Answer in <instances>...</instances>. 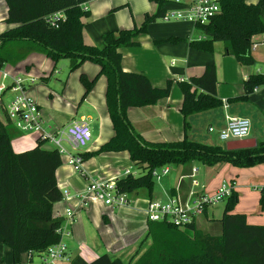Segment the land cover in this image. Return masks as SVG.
I'll return each mask as SVG.
<instances>
[{
    "label": "crops",
    "instance_id": "0c3cea01",
    "mask_svg": "<svg viewBox=\"0 0 264 264\" xmlns=\"http://www.w3.org/2000/svg\"><path fill=\"white\" fill-rule=\"evenodd\" d=\"M258 1L246 0L250 4ZM82 6L89 10V15L83 18L84 42L99 48L105 45V33L140 26L146 13L154 14L158 9V4L151 0H89ZM163 7L167 13L179 12L185 8L174 0H169ZM57 11L64 9L46 16ZM7 17V2L0 0V34L16 26L8 23ZM170 37L182 40L168 41ZM205 38L190 20L162 18L151 23L147 32L138 36L137 45L122 48L121 65L125 71L142 72L152 85L158 87L165 86L169 80L173 81L167 98L156 104L127 109L134 129L144 139L151 142H175L184 139V116L181 112L183 93L179 81L200 76L210 64L216 67L217 94L223 100V105L192 114L189 117L188 138L198 142L217 143V137L210 134L218 135L217 132L226 127L227 117L249 118L251 134L248 138H254L258 142L264 137V85L258 87L248 100L228 101L245 93L244 80L254 72L250 66L240 64L235 56L225 54L221 41L214 43L211 52L194 49L189 44L192 40ZM253 40L260 43L252 48L255 64L264 63V34L254 36ZM11 48L18 47L11 45ZM62 61L65 63H61ZM68 62V58L55 62L42 52L32 51L21 61L8 62L0 67V84L3 81V72L11 75L5 80L8 85L13 77L24 79L26 94L41 109L45 132L55 134L58 129L79 121L88 122L92 130V140L88 146L79 150L63 141L66 153L61 154L62 164L56 171L57 184L63 197L53 205V217L63 219L62 227L65 232L62 239L68 245L72 260L80 257L89 263L100 255L108 254L112 259L120 258L126 264H134L152 243L147 220V207L151 200L166 201L171 196H179L182 201H187L193 192L215 193L224 182L235 183L239 200L233 212L245 214L250 224L264 225V211L260 202L264 193V163L252 167H237L230 163L208 166L199 161L169 165L170 170L166 175L173 170L172 179L165 184L160 182L159 191L156 190L155 183L151 195L146 188H141L129 193V205L111 207L97 201L90 202L85 208L80 207L79 195L86 190L92 179H119L125 176L127 170L131 171L130 174L137 175L133 170L136 164L127 150L106 151L90 156L82 162L83 172L69 163L70 155L99 150L114 136L115 131L106 103L108 80L105 75L98 76L100 65L85 61L77 69L70 71ZM259 71L260 69L256 73H261ZM83 74L89 79L98 76L85 97V87L81 80ZM53 82L54 86L51 85ZM7 91L9 89L2 93L0 101V120L4 123H7ZM38 138L35 133L23 134L13 129V149L17 153L33 149ZM43 148L51 150L56 146L46 140ZM225 204L220 206L217 203L208 207L195 219L196 229L211 235L221 234ZM69 208L75 211L71 223L66 217ZM35 256L24 253L20 263L34 264ZM0 264H15L11 248L1 237Z\"/></svg>",
    "mask_w": 264,
    "mask_h": 264
},
{
    "label": "trees",
    "instance_id": "16d2710c",
    "mask_svg": "<svg viewBox=\"0 0 264 264\" xmlns=\"http://www.w3.org/2000/svg\"><path fill=\"white\" fill-rule=\"evenodd\" d=\"M87 1L6 0L7 22L16 26L0 34V67L8 62L17 63L32 51L42 52L55 62L68 58L70 71L85 61L100 65L98 76L105 75L108 80L106 103L115 134L99 150L82 153L83 160L101 152L127 150L144 172L119 178L118 188L127 193L146 188L150 195L156 183L152 172L165 165L199 161L208 166L230 163L237 167H252L264 163V139L258 141L256 147L228 150L223 145L188 138L192 114L223 105L217 94L214 64L207 65L200 76L179 81L183 93L184 139L175 142L144 139L134 129L127 109L156 104L167 98L173 81L158 87L152 85L142 72L125 71L121 65L122 48L137 45L138 36L147 32L151 23L164 18L166 9L163 6L169 0H151L158 4L154 14L146 13L140 26L105 33L102 48L88 45L83 39V18L89 15V10L82 4ZM219 1V13L205 24H195L206 38L192 40L190 46L211 52L214 43L221 41L225 54L235 56L242 65H254L256 59L251 47L254 36L264 34V0L252 4L246 0ZM59 9H64L67 20L54 27L47 22L46 15ZM180 40L177 37L168 39L172 42ZM11 45L18 48H11ZM97 77L81 76L85 87L83 97L93 88ZM263 85L264 74L252 73L244 80L245 93L228 101L248 100ZM13 129L16 128L8 118L7 123L0 120V237L11 248L14 263L19 264L22 254H40L62 238L59 230L63 219L53 217V205L63 197L56 178L62 155L57 148H43L46 141L43 139H38L33 149L15 152ZM238 200L236 191L226 200L219 235L197 230L195 220L185 228L149 222L148 234L152 243L134 264H264V225L250 224L245 214L233 212ZM260 202L264 211V193ZM71 264L126 263L103 254L89 263L75 257Z\"/></svg>",
    "mask_w": 264,
    "mask_h": 264
},
{
    "label": "built area",
    "instance_id": "2783aa9c",
    "mask_svg": "<svg viewBox=\"0 0 264 264\" xmlns=\"http://www.w3.org/2000/svg\"><path fill=\"white\" fill-rule=\"evenodd\" d=\"M183 5L184 10L165 14V19L178 18L187 19L197 24H205L210 17L219 13L221 4L219 0H174ZM47 22L54 27H58L67 20L64 11H57L46 16ZM264 41V40H263ZM264 43V42H262ZM260 43L253 40L252 48ZM264 74V73H263ZM8 72L2 73L3 81L0 84V101L2 93L7 89L14 93V97L6 106L7 118L11 125L20 133H35L38 139L51 141L61 154L66 153L63 141H66L73 149L79 150L88 146L92 140L93 133L86 121L73 122L67 127L60 128L55 134L47 133L43 130V119L38 103L25 92V82L21 77H13L8 85L5 80L10 77ZM212 131V128H210ZM251 134V121L247 117H227L226 127L219 132V137L223 141L246 139ZM83 157L81 153L70 155L69 163L77 170L83 172ZM170 170L169 165L155 168L153 176L156 181H160ZM130 174L127 170L125 176ZM118 179L98 180L92 179L86 190L79 195L80 207L85 208L90 202H103L111 207L129 205V193L122 192L117 186ZM235 191L234 182H224L213 194H200L193 192L187 201H182L179 196H171L166 201L151 200L147 207V220L149 222H165L180 228L190 225L198 216L202 215L211 205L226 201ZM75 211L67 209L66 217L71 223L74 219ZM59 232L64 234L61 226ZM40 264H63L71 262L68 245L61 240L50 245L40 254ZM21 264V263H19ZM33 264V263H30Z\"/></svg>",
    "mask_w": 264,
    "mask_h": 264
},
{
    "label": "rangeland",
    "instance_id": "374dc122",
    "mask_svg": "<svg viewBox=\"0 0 264 264\" xmlns=\"http://www.w3.org/2000/svg\"><path fill=\"white\" fill-rule=\"evenodd\" d=\"M224 45V44H223ZM230 56H232V55H230ZM67 61V60H66ZM61 63H65L64 61H62ZM68 64H69V62H68ZM61 66V65H60ZM58 68H59V66H58ZM250 69H251V71L252 72H254V73H256L259 69H260V71L259 72H261V73H264V63H257V64H254V65H251L250 66ZM59 70H60V68H59ZM60 79L61 80H63V77H61L60 76ZM54 81H56V80H54ZM56 83H58V82H56ZM55 83V84H56ZM51 85H53L54 86V82H53V84H51ZM56 89H58V87L56 88ZM59 90V89H58ZM14 97V93L12 92V91H7V94H6V96H5V100L7 101V100H9L8 101V103L12 100V98ZM218 133V135L217 134H210V135H213V136H216L217 137V143H215V141H211V143H205V144H212V145H214V144H220V145H225L227 142L226 141H223V140H221L220 139V137H219V132H217ZM262 138V140L264 139V137H261ZM197 141V140H196ZM65 143V142H64ZM201 143H204V142H201ZM175 167H172V169H174ZM133 170H134V172H135V174L136 175H140V174H142L143 172H144V170L143 169H141L140 167H138L137 165L136 166H134L133 167ZM173 170H171V172L168 174V175H166V176H164L160 181H156V190L157 191H159V189H160V182L162 183V184H165V182H167L168 183V181L170 180V179H172V177H173ZM177 181V180H176ZM187 181V180H186ZM225 204V201H222V202H220L219 203V205L220 206H223ZM207 231V230H206ZM41 263V259H40V256H35V258H34V264H40ZM127 264H131V262H129V263H127Z\"/></svg>",
    "mask_w": 264,
    "mask_h": 264
},
{
    "label": "water",
    "instance_id": "95a60500",
    "mask_svg": "<svg viewBox=\"0 0 264 264\" xmlns=\"http://www.w3.org/2000/svg\"><path fill=\"white\" fill-rule=\"evenodd\" d=\"M257 144L258 142L254 138H246V139L228 141L226 144V148L228 150L252 148V147H256Z\"/></svg>",
    "mask_w": 264,
    "mask_h": 264
},
{
    "label": "bare ground",
    "instance_id": "6f19581e",
    "mask_svg": "<svg viewBox=\"0 0 264 264\" xmlns=\"http://www.w3.org/2000/svg\"><path fill=\"white\" fill-rule=\"evenodd\" d=\"M29 95V94H28ZM84 162V161H83ZM131 172V171H130ZM124 175V174H123ZM122 178V177H121ZM35 255H37V254H35ZM38 256V255H37Z\"/></svg>",
    "mask_w": 264,
    "mask_h": 264
}]
</instances>
